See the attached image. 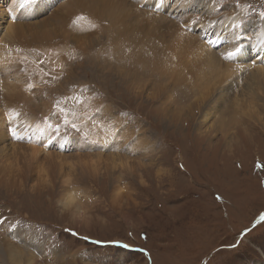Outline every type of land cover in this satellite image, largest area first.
<instances>
[{"label":"rangeland","instance_id":"rangeland-1","mask_svg":"<svg viewBox=\"0 0 264 264\" xmlns=\"http://www.w3.org/2000/svg\"><path fill=\"white\" fill-rule=\"evenodd\" d=\"M8 1L3 2L8 4ZM39 1L38 5H31L36 12L32 19L26 17L28 5L23 1L19 17L13 22L36 25L57 14L61 3L48 10L51 4L48 2L53 0ZM146 1L150 4L148 9L144 7ZM176 1L143 0L138 9L159 13L186 33L203 36L206 42L204 30L216 32L218 28L204 25L212 18L218 24L225 16L230 15L232 19L237 13L244 15L243 21H239L246 28L239 32L248 37L259 33V30L248 32L247 28L253 27L255 21L264 24V16L260 15L264 12V0H192L194 8L188 4L190 0ZM183 1L186 4L182 5ZM17 2L21 0H11L13 10ZM114 2L110 4H119L124 10L120 12L122 17L128 5L124 6L120 0ZM43 5H47V11L38 15ZM8 6L2 11L7 10L8 17L4 12L7 20L0 24V37L5 34L8 19L12 21ZM88 9L90 13L89 5ZM230 10L233 12L228 15ZM71 16H67V22L73 21L75 15ZM94 16L97 24L84 21L78 27L75 24L79 19L74 20L69 38L58 34L51 40L27 42L25 38L22 46L14 39V46L19 49L16 53L10 50L7 54L10 59L0 69V85L14 82L15 99L21 95L5 109L8 143L20 139L18 142L22 145H30V139L21 134L31 131L28 124L33 120L53 132L52 137L51 132L47 133L51 137L48 153L78 157L93 153L112 155L111 148L117 146L116 151L123 155V146L142 142L143 137L150 139L152 152L144 145L136 156L128 154L144 156L133 157L143 166L133 168L135 175L105 171L103 175L88 177L76 169L71 179L66 175V180L64 171L68 173L70 169L63 171L62 166L50 161L47 167L43 166L49 175L38 182L33 180L35 185L31 189H25L26 181L20 182L23 184L18 189L1 180L0 264H8L2 258L7 241L16 243L17 250L33 257L35 264H264V220H261L264 216V103L244 97L248 105L252 103L250 108L262 116V122L248 118L242 110L220 114L217 108L227 105V102L222 104L223 97L232 94L229 98L232 99L240 86L246 84L237 86L236 78L233 83V80L218 83L217 99L206 102H199L198 90L193 92L185 86L172 92L171 76L170 82H165L166 78L157 72L145 71L139 61H147L144 55L153 50L152 46L156 52L150 51L149 55L157 56L150 59L151 64L170 66L176 58L174 64L182 62L181 66L186 68L189 52L185 46L178 45L176 30L159 24L152 28L149 16L137 15V19L143 20L141 24H134V28L115 36L113 29L123 28L122 20L111 22ZM55 25L58 27L57 22ZM74 32L79 36L72 37ZM82 36L95 41L83 42ZM260 60H254L255 66L250 63L246 66L260 67ZM249 71L243 72L244 75ZM116 72L125 73V79L122 77V81ZM126 79L133 84L129 88ZM3 90L0 87V101L4 98L0 111L11 100L9 96L7 100L4 97L10 91ZM108 111L114 112L117 118L108 115ZM206 113H211L210 118L201 126ZM235 114L240 124L232 126ZM221 117L227 123H218ZM86 121L88 128L84 125ZM214 124H221L222 131L205 135V130ZM97 127L109 128L103 132ZM87 129L97 136L93 146L94 136ZM228 131L231 135L227 138ZM120 190L125 192L122 201L117 196ZM68 191L84 206L88 221L75 219V209H64ZM9 230L11 233L7 235Z\"/></svg>","mask_w":264,"mask_h":264},{"label":"bare ground","instance_id":"bare-ground-1","mask_svg":"<svg viewBox=\"0 0 264 264\" xmlns=\"http://www.w3.org/2000/svg\"><path fill=\"white\" fill-rule=\"evenodd\" d=\"M3 1L0 0V4L4 5V7H6L9 4L8 6L9 10H10V13H12L10 20L12 21H9L8 19L7 21L8 25L5 28L6 30L5 34L2 37H0V69H2L1 67L10 59L7 56L10 50L13 53H16L17 52L16 49H19L17 47L15 48L14 39H16L15 43H19V45L22 46V44L25 42L26 39H28L27 42L33 39H41V38L43 40H51L53 36H56V34H58L59 36H63L65 38H69L70 29L74 28L73 25L71 26L74 20L79 19V20H76L77 24H75L78 27L80 24L84 25L83 24L84 21L88 22V24L89 23L97 24L96 17L94 15L102 18V20H107L111 22L122 20L124 22L123 28L122 27L119 29L111 28V30L113 29V32H115L113 35L117 36L120 34H124L128 30V28H134L133 27L134 24L139 25L142 23L143 20L137 19V15H141V16L147 15L150 17L148 21L152 28L154 27V25L159 24L160 26H164L166 29L169 28V30L170 29L176 30L177 31L176 33H178L177 35L178 45L185 46L184 48L189 52L188 57L190 58L188 60H185L187 64L186 68H183L181 66L183 65L182 62L175 63L176 64L175 66L174 62L176 61V58L172 59V63H171L172 65L170 66L169 65H165V67H162V65L157 66L156 65L157 63H152V64L150 63V61H152L150 59L155 58L157 56V55L155 56L149 55L151 54L149 53L150 51H155L154 47L151 46L150 48L153 50H148L146 52L148 54L144 55L147 61L145 60L143 62L139 61L140 62L139 65L144 66V68H146L145 71H148L150 74H154V72H157L159 76L166 78L165 82H168L171 76L172 79L170 80L171 82L170 81L169 82L174 84V86H172L173 87V89L171 90L172 92L178 89L179 86H182V87L185 86L187 87V89L192 90L193 92L194 90L195 91L198 90L199 97L201 98L199 102H206V101L215 99L216 98L215 93L217 92V89H218V87L216 86L218 83L222 82V84H224V83L229 82L230 80H233L231 81V83H233L236 80L234 83L237 86H239L240 83L245 82L246 84H242V86H240L241 88H239L238 93H236V95L232 97V99H229L232 94L229 96H226V98L223 97L222 104L224 102H227V105L224 107L221 106L217 108V111H219L220 114H226V113H231L233 111L240 112L242 110L241 112L243 115H246L248 118L254 119L255 122L256 121L262 122V116L260 117V114L256 110H253V108H250V106H252L251 105L252 103L248 105L247 103L248 101L244 99V97L245 98L247 97V98H251L253 102L259 101V102L264 103V96H263L264 94V24L260 22L259 20L254 22V25H252L253 27L247 28L249 30V31L247 30L248 32H254V31L259 30L258 35L248 37V34L242 33L241 31L239 32L241 28L243 30L246 28V26L245 28H243L241 22L239 21L241 19L243 21L244 15L242 16L239 13L235 14L236 13L235 11L234 12L235 17L232 19H229V16H230L229 14L233 12V10H230L228 11L229 16H225L227 18H225V20H223L222 23L215 24L213 22L215 21V19L213 18L211 21L205 22L206 23L204 24L205 26H214V25L218 26L216 32H214V30H211V31L204 30L203 33H204V37L207 39V42H206L202 39L203 36L200 37L199 35L198 37L196 35H191L189 33H186L185 31L182 30L184 28L180 29V27L177 24H175L173 20H169V18H165V16H162L159 13L158 15H155L148 11H141L138 8L142 4L143 0H140V2L138 0H135L136 2H134L133 0L131 3L129 2V0H120L124 4V6L128 5V9L126 12H124V15L122 17L120 14V12L123 10L121 6L119 4H115L116 6L113 4L112 5L110 4L116 0H72V1L63 0L64 2H61V0L60 1L53 0V1L48 2V3H51L48 7V10H50L53 5L61 3L59 4L60 6L58 7V9L56 10L57 14L52 17L50 16L48 19H44L39 23H36V25H32L35 23H28V22L27 23H24V22L21 23V22H16V21L13 22L14 18H16L20 14L19 13L20 4H22L23 1L26 2V0H21V2L19 3L17 2V5L15 4L16 6L14 7V10L12 9V3H10L11 0L8 1V4L7 2L5 3ZM67 1H70V2H67ZM39 2L37 3V5L39 4ZM191 2L192 0L188 1V4L192 6ZM176 3H180V1L177 0ZM183 4H186V3L183 1L182 5ZM88 5L91 8L90 13H89V9L86 10L88 8ZM182 5L180 6V8L183 7ZM43 6L44 7H41L40 9H38L39 10L38 12L41 11L38 15H40L41 13H44V11H47V5L46 6L43 5ZM4 7L0 6V20H1L0 24H2L5 20H7V18H4V12L6 14V17H8L7 15L8 12L6 13L7 10L2 13ZM144 7L148 9L150 8V4H147V1H146ZM165 7H166V4H165ZM192 8L194 7L192 6ZM32 9H33V6H26L25 15L29 19H32V17L36 14V12L33 11ZM211 11L213 12L215 11V9H212ZM134 13L136 14L135 15L136 17H132ZM71 15H75V16L72 18L73 21L70 23V22H67L69 21L68 20L69 17L67 16L72 17ZM81 17L82 19H80ZM55 22L58 23V27H56ZM53 25H55V28L50 29V26H53ZM223 27L225 29H223ZM223 34H225L229 38L226 39L225 36H222ZM71 35L72 37L79 36V34H75V32L71 33ZM81 38L83 42L85 39L95 41V38H87L83 36ZM127 40H129V38ZM126 41H124V43ZM217 48L220 49L219 52L213 50ZM237 48L240 49L239 52L236 51ZM163 49L167 53V55L170 56V52L168 51L167 47H164ZM177 52L178 51H176V54H179ZM158 53H160L159 56H161V52L159 51ZM229 53H233V55L229 57ZM134 56L135 55H133V57ZM182 56H184V54ZM259 58L261 59L259 61L260 67H255L254 69H251L249 68L251 66L249 67L246 66L247 63H250V65L255 66L254 60L257 61ZM177 60H181V59L179 58ZM185 70H187V73H184ZM246 70L247 71L250 70L248 75L247 74L244 75L243 73V72H247ZM114 74L118 75L122 81H123L122 77L125 79V75H124L125 73L123 72H116ZM179 74H183L181 75L182 77ZM183 81L186 83H184ZM125 82H127L125 83L126 87L128 86L131 87L133 85L128 80ZM2 86L4 87V90L10 91V95L5 94L4 96L5 99L7 100L10 98L11 100L9 103L5 102V108L0 111V129L2 130L4 129L0 133V181L4 180L5 182H7V185L9 187L12 188L14 186L20 189L19 187L22 186L23 183L21 184L19 183L26 181L27 184H26L25 189L26 188L31 189L35 185L33 183V180H37L38 182L39 179H44L49 175V172L43 166L47 167V164L50 161H53L57 163L58 165L62 166L63 171L66 168L70 169V172L68 173L64 171L66 180H67L66 175L68 177V180L71 179L70 176L71 174H73V172H75L76 169L83 171L84 173L87 174L88 177L90 176L95 177L97 174L103 175L105 171L106 172L122 171L123 173H130L131 175H135V172L133 170L135 166L143 168V166H140L141 165L140 163L135 162V160H133V157L136 156L140 152L141 150L140 148L143 147L144 145L146 146V150H148L149 152L151 151L152 146L150 145V139L149 138L146 139L144 137L143 139L141 138L142 142L137 141L135 142L134 145L127 146V147L123 146V149L121 150V152H123L124 156L122 155V153L116 151L117 146L111 148V150L113 151L112 155L110 154L103 155V153L101 152L102 154L99 153L100 155H94L93 153V155H86L82 157H78V155L77 156H74V155L63 156V155H58L57 153L52 154V153L47 152L48 143L50 142V139L53 136L52 135L53 132L48 128L46 129L47 126L45 127V125L43 123H40V121L34 123V121L32 120L28 124V127L29 129H31V131L29 132L26 131L21 134V135H25L26 138L30 139V141L27 140L30 143V145L28 146L22 145L21 142H18L20 139H18L17 141V138L15 140L17 142L8 143V141L10 140H9V136L7 135L6 127H4L5 122L7 121L4 113H5V109L10 104H13L14 102L13 100L16 98V95H17L16 87L17 86H16V83L14 82L9 83V81L8 83L6 82L3 85H0V87ZM209 88H212L211 89L212 92L205 98V96L208 94ZM222 93L225 94V87L222 90ZM7 96H9V98H7ZM20 96L18 97L20 98ZM19 98L15 100H19ZM22 98L23 97H21V99ZM27 99L28 98H26V100ZM0 102L4 104V98ZM245 103H247V107L244 106ZM210 109L211 110L214 109L212 105H210ZM259 109L260 107L258 108V110ZM108 115L113 116L114 118H117V115L114 112L108 111ZM210 115L211 113L205 114L204 116L205 119H203L201 126H204L205 123H207L208 119L210 118ZM232 115L230 117H232ZM235 116L236 114L234 115L233 122H231L232 126H235L236 124H240ZM222 118L223 117H221V120L218 123H227L226 119L224 118L222 119ZM10 120L11 119L9 118L8 121ZM88 124L89 123H87V121L86 123H84L85 128H88L87 127ZM217 126L219 127L220 130H217L216 128ZM97 128L102 130L103 132H106L109 127L106 129L100 128V127H97ZM222 128L223 126L221 124L211 125L209 128H207L208 130H205V135L211 136V134L213 133V132L211 133V131L221 132ZM130 130L134 132L132 128ZM230 130H232V132L234 131V129L232 128ZM48 132H51L50 133L51 137L48 136L47 134ZM88 133L90 134V136L92 137L94 136L89 131ZM18 135L19 133H17L15 136H18ZM230 135L231 133L228 131L226 133V137L228 138V136ZM93 139L94 140L91 142V146H93L94 142L97 143V136H94ZM11 143H14V144H11ZM63 144H61L60 146L63 147L62 146ZM76 145H80V144L76 143ZM130 153L135 154V155L128 156V154ZM42 155L44 156L46 155L47 157L45 156L44 157L45 159H41L40 157ZM140 157H144V156H139V157H134V158L141 159ZM49 168L50 166L48 165V169ZM33 173L37 175L35 178L34 176H31ZM116 179L118 180L119 178L117 177ZM124 194L125 192H123L122 190H120V194H117V196L119 197L121 201L123 200ZM63 205H64V209H69V208L75 209V212H73V217L75 219H78L83 222L88 221L90 219L88 218L86 214V210L84 206L78 203L74 193H70L69 191L67 192ZM10 233H11L10 230L6 232L7 235H9ZM6 244H5L6 249L4 253H2L3 254L2 258L6 259L8 264H35V260H33V257L25 254L23 251L17 250V247L14 246V245H17L16 243L7 241Z\"/></svg>","mask_w":264,"mask_h":264},{"label":"snow or ice","instance_id":"snow-or-ice-1","mask_svg":"<svg viewBox=\"0 0 264 264\" xmlns=\"http://www.w3.org/2000/svg\"><path fill=\"white\" fill-rule=\"evenodd\" d=\"M39 2V0H26V3L28 6H31V5H34V4H37ZM261 16H264V12L260 13ZM82 19V17L80 18ZM237 52L240 51L239 48L236 49ZM233 55V53H229V57H231ZM261 220H264V216L261 217ZM122 247H125L127 248L128 245H122Z\"/></svg>","mask_w":264,"mask_h":264}]
</instances>
